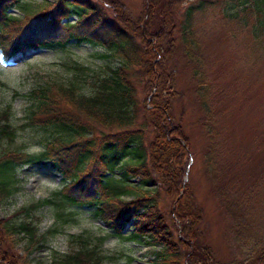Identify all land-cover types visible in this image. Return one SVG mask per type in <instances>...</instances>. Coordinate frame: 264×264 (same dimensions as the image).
I'll use <instances>...</instances> for the list:
<instances>
[{"label":"rangeland","instance_id":"1","mask_svg":"<svg viewBox=\"0 0 264 264\" xmlns=\"http://www.w3.org/2000/svg\"><path fill=\"white\" fill-rule=\"evenodd\" d=\"M90 1L96 4V17L108 21L122 19L123 13L138 18L140 12L147 11L148 4L157 1L148 11L147 26H153L165 15L175 26L174 32L187 6L199 1L207 4L204 12L194 18L199 43L198 51L192 48L194 58L187 59L178 53L179 62L171 57L173 63H167L169 69L175 70L178 95L172 100L169 112H163L166 129L147 126L143 133L145 166L143 172L133 174L129 180L131 184L141 185V179H152L151 184L136 194L142 197L143 204L150 202L153 208L149 209V217H134L125 231L117 232L106 221L114 213L131 206L139 214L146 210L133 201L136 199L133 195L111 200L106 219L97 218L91 210L79 206L65 210L59 217L55 205L41 202L54 190H70L72 183L64 182L68 177L47 168L17 167L12 191L7 195L0 192V219L10 223L33 222L37 229L36 241L44 238L40 241L41 247L28 248L27 237H9L0 228V264H49L53 256L83 246L97 248L101 264H252L254 255L264 247V50L252 38L248 26L223 18L225 9L222 8L233 0H178L177 5L174 0ZM171 1L174 9L169 13L167 4ZM11 3L12 0H4L1 6L7 9ZM23 3L33 10L40 0H23ZM112 5L120 9H112ZM8 11L22 20L8 22V32L15 35L29 15L23 16L15 8ZM75 19L71 17L69 22ZM0 21H4L1 12ZM117 22L123 25L120 20ZM162 41V45L166 44ZM134 42L140 47L137 56L143 59L142 65L137 64L130 70L142 120L143 103L149 111L152 107L155 109L160 56L154 57L152 51L158 43L156 38L134 33ZM105 54L108 53L100 46L87 43L76 46L73 42L64 49L40 48L17 53L8 61L0 54V108L9 111L16 134L11 143L6 146L3 143L0 155L4 150L19 148L27 152L40 150L45 133L31 126L28 119L33 104L29 96L32 89L47 82L66 84L71 80L86 88L108 66L117 65L115 58ZM195 59L201 60L199 66L194 65ZM188 60L194 61L190 64ZM145 66L150 68L151 85L145 79ZM194 69L203 74L213 90L215 99L209 100L210 107L218 111L216 147L223 154V165L217 164V169L222 168L223 172L214 182L205 166L208 140L191 86ZM64 109L71 112L72 108L65 105ZM87 123L94 135L101 130L115 131L105 127L97 129L94 120ZM241 189L253 190L251 197L245 199L248 204ZM189 192L201 217L195 226L199 231L195 238L189 235V224L185 222L189 212L182 196ZM33 204L36 206L27 212L22 210ZM133 233L144 237L130 238Z\"/></svg>","mask_w":264,"mask_h":264},{"label":"trees","instance_id":"2","mask_svg":"<svg viewBox=\"0 0 264 264\" xmlns=\"http://www.w3.org/2000/svg\"><path fill=\"white\" fill-rule=\"evenodd\" d=\"M3 1L0 0V12L4 18V21H0V52L4 60L31 49H64L73 42L76 46L87 43L102 47L108 53L105 56L115 58L117 65L108 66L103 73L96 75L86 88H81L76 81L71 80L66 84L47 82L31 90L29 96L33 104L28 115L29 123L36 126V129H42L45 137L37 152H27L20 148L15 151L4 150L0 155V192L7 195L12 191L17 167L47 168L58 175H66L68 179H64V182L72 183L70 190L62 188L54 190L51 196L41 202L55 205L59 209L56 213L59 217L65 214V210L79 206L88 208L97 218L106 219L111 210L110 201L119 200L129 194L136 198L134 202H139L146 210L142 212L143 215L132 206L118 210L111 214L112 219L106 220L110 222V228L116 232L119 229L125 231L134 217L137 219L140 216L149 217V209L153 208V204L150 202L143 204L142 197L136 192H142L144 186L151 184L152 179H141V185L131 184L129 180L133 174L143 172L142 168L145 166L143 133L147 126L166 129L163 112L166 114L169 112L172 100L178 95L175 70L169 69L168 64L173 63L171 57L180 61L178 53L188 59L193 56L191 54L193 47L195 52L198 51L194 18L198 13L204 12L206 2L199 1L187 6L174 32L175 26L170 24V17H163L165 15L153 26H147L149 22L146 18L150 17L148 11L152 10L153 4L157 1L148 4L145 8L147 11L140 12L138 18H131L123 13L122 19L111 18L108 21L101 16L96 17V4L90 0H52L53 4L51 0H40L33 10L27 9L23 0H12L9 8L21 11L23 16L29 15L28 21L13 35L8 32V22L22 20L20 16L9 13V8L1 6ZM174 1H177L176 5L179 2ZM174 1L167 4L169 13L174 9H171ZM113 6L115 5H112V9H120L117 5ZM222 9L223 11L225 9L224 19L240 21L244 27L248 26L252 38L264 50V0H233ZM71 17L76 19L69 22ZM119 20L123 25L117 22ZM72 28L76 29L70 31ZM63 29L67 31L65 34L62 32ZM104 29L105 31H102ZM139 29L141 30L137 32ZM134 33L145 38L147 36L156 38L158 43L153 46L152 51L154 57L160 56V71L157 72L155 81L158 87L154 95L157 99L153 104L155 109L152 107L149 111L143 103L142 120L136 86L130 71L137 64L143 63L142 57L137 56L140 47L134 42ZM161 41L163 44L166 43L165 46ZM195 60L194 65L199 66L201 60ZM193 61L188 60L190 64ZM149 66H145L144 73H147L145 79L151 85ZM80 68L82 70L84 67ZM157 69L158 65L156 71ZM190 80L201 110L203 133L208 140L205 166L214 182L217 175L223 172L222 168L220 171L217 169V164H222L223 157L219 146L216 147L219 135L215 127V123L218 122V111L210 107L212 105L210 101L214 102L215 97L213 90L206 84V78L198 70L194 69ZM65 105L72 108L71 112L64 109ZM87 120L96 121L97 129L105 127L115 131L105 133L101 130L94 135ZM181 134L184 135L183 132ZM15 135L9 111L0 108V150L3 143L5 146L11 143ZM252 191L241 189L245 203H247L245 199L251 197ZM149 193L151 194V191ZM182 197L186 200L185 203L187 202L186 210L189 212L185 221L189 224V235L195 238V235L199 234L195 226L201 221V217L191 202L192 193H186ZM35 206L36 204H33L22 210L27 212L30 207ZM0 228L6 231L9 237L14 235L20 238L27 237L28 248L42 246L44 236L41 242L36 241L37 229L33 222L10 223L0 219ZM142 237L144 236L137 233L130 236L134 239ZM157 256L161 257L159 253ZM254 256L252 264H264V247ZM101 259L97 248L83 246L64 255L53 256L49 264H101Z\"/></svg>","mask_w":264,"mask_h":264}]
</instances>
